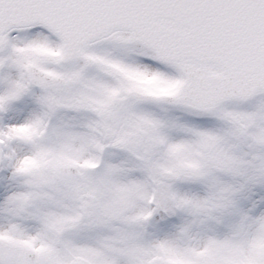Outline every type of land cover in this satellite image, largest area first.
<instances>
[{
  "label": "snow or ice",
  "instance_id": "6c2138e0",
  "mask_svg": "<svg viewBox=\"0 0 264 264\" xmlns=\"http://www.w3.org/2000/svg\"><path fill=\"white\" fill-rule=\"evenodd\" d=\"M0 264H264V0H0Z\"/></svg>",
  "mask_w": 264,
  "mask_h": 264
}]
</instances>
